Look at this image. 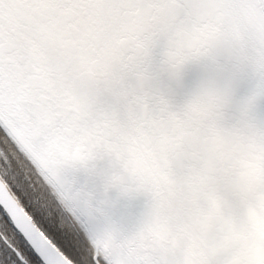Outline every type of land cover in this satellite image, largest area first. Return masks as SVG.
Returning <instances> with one entry per match:
<instances>
[{
	"label": "snow or ice",
	"instance_id": "6c2138e0",
	"mask_svg": "<svg viewBox=\"0 0 264 264\" xmlns=\"http://www.w3.org/2000/svg\"><path fill=\"white\" fill-rule=\"evenodd\" d=\"M0 264H264V0H0Z\"/></svg>",
	"mask_w": 264,
	"mask_h": 264
}]
</instances>
